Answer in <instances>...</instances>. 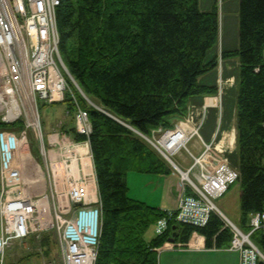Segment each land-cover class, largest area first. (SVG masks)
I'll use <instances>...</instances> for the list:
<instances>
[{"label":"trees","instance_id":"trees-1","mask_svg":"<svg viewBox=\"0 0 264 264\" xmlns=\"http://www.w3.org/2000/svg\"><path fill=\"white\" fill-rule=\"evenodd\" d=\"M239 13V47L222 56L239 58L236 166L240 223L248 232L252 214L264 212V0H240ZM57 21L63 60L90 99L77 92L90 134L76 127L70 133L90 143L103 204L95 264H159L167 241L187 243L195 232L208 247L229 246L233 232L216 212L203 226L171 220L147 241L148 227L168 212L129 197L127 179L130 171L171 174L174 167L140 133L172 128L187 116L192 97L216 92L200 78L217 66L209 53L220 42L218 5L202 10L200 0H62ZM64 102L69 112L76 110L71 96ZM19 127L22 121L0 120V130ZM49 238H42L47 253ZM251 238L264 253V226Z\"/></svg>","mask_w":264,"mask_h":264},{"label":"built area","instance_id":"built-area-1","mask_svg":"<svg viewBox=\"0 0 264 264\" xmlns=\"http://www.w3.org/2000/svg\"><path fill=\"white\" fill-rule=\"evenodd\" d=\"M61 1L0 0V54L4 62L0 106L6 107L2 121L12 123L24 112L27 122L21 135L0 130V264H5L12 242L48 230L57 234L64 264H95L97 259L103 204L90 143L60 132L49 135L46 144L39 111V98L45 103H59L71 96L77 104V131L85 135L91 132L89 116L77 103L75 89L88 98L63 64L60 51L57 9ZM185 123L181 121L168 130L159 128L153 138L143 135L161 151L175 154L186 148L195 159L186 175L182 173L183 193L178 207L167 210L168 217L157 222V232L162 233L171 220L203 226L216 212L233 232L229 248L240 252V264H257L264 256L251 234L264 226V212L253 214L252 229L247 233L219 210L214 200L238 180L240 172L228 161L211 157L213 141H203L205 150L200 156L189 150L190 140L201 137L204 118L187 132L184 143L168 149L164 141L174 145L170 137L184 130ZM29 128L39 140V156L43 160L42 177L33 181L26 179L21 158ZM159 133L161 137L157 138ZM194 168L197 172L191 177ZM32 185H41L42 190L34 193Z\"/></svg>","mask_w":264,"mask_h":264},{"label":"rangeland","instance_id":"rangeland-1","mask_svg":"<svg viewBox=\"0 0 264 264\" xmlns=\"http://www.w3.org/2000/svg\"><path fill=\"white\" fill-rule=\"evenodd\" d=\"M204 1L201 0L200 8L204 9ZM212 3L218 5L219 8V17H220V43L225 41V38L235 39V42L239 44V24H240V0H208ZM219 43V44H220ZM64 62V60H63ZM67 68V64L63 63ZM3 66L4 62L0 54V83L3 78ZM74 89V86H73ZM76 95L77 91L75 89ZM83 96V95H82ZM39 111L42 120V129L46 144H48V135L57 134L63 131L61 128H64L63 125L66 123L70 126L68 121L72 120V115H74V110L68 112V105L65 102L59 103H45L44 99L39 98ZM6 107L0 106V120L2 121V116L5 112ZM71 114V115H70ZM24 112L22 116L14 122L22 121L23 127H19L13 130H7L17 135H21L23 130L27 129V122H25ZM12 122V123H14ZM175 126L169 129H173ZM187 129V127H185ZM168 130V129H166ZM190 131L189 129H187ZM50 131V132H49ZM27 140L22 144V161L24 164V175L27 180H32L38 177H42L43 169V160L39 156V140L35 135L33 129H28L27 131ZM161 137L160 135H158ZM158 137V138H159ZM197 137V136H196ZM199 140L202 142L203 149H205L204 139L199 137V139L194 138L190 143V148L193 141ZM206 142V141H205ZM189 148V149H190ZM217 148V147H216ZM187 150H182L175 155H172V159L179 164L185 171L191 165L193 160L192 154L187 151L191 157L186 152ZM192 153L193 151L190 150ZM201 155V153L199 154ZM230 161L233 165H238L239 155L238 152L229 155ZM39 164L41 168L37 166ZM187 169V170H186ZM196 171V168L193 171H190V176L193 177V172ZM197 172V171H196ZM169 175V174H168ZM128 196L137 200L146 202L147 204L153 207H159L162 203L163 196V182L165 175H158L152 173H143L137 171L128 172ZM42 190V186L38 188L31 186V191L34 193H39ZM240 194H241V185L239 181H235L224 195L215 199L216 205L236 224H240L241 209H240ZM180 199V198H179ZM44 234H49L51 245V251L49 253L45 252L46 246H43V236ZM157 235L156 224H151L146 230L144 237L147 241H150ZM216 255H208L210 262H205V264H222L223 262H216L214 259ZM160 257V256H159ZM7 260L5 264H64L63 256L58 244L57 234L53 230H48L39 236L31 235L27 239L15 240L12 242L10 247L7 250Z\"/></svg>","mask_w":264,"mask_h":264},{"label":"crops","instance_id":"crops-1","mask_svg":"<svg viewBox=\"0 0 264 264\" xmlns=\"http://www.w3.org/2000/svg\"><path fill=\"white\" fill-rule=\"evenodd\" d=\"M215 3L208 0L204 1V9L202 10H210ZM238 47L239 44L235 42V39L227 38L226 40L225 38V41L223 40L222 43L214 47L215 49L211 50L212 52L210 51L209 59L216 58L217 66L202 75L200 81L203 84L217 87V90L214 94L204 93L192 97L185 119V126L191 131L204 118L200 133L204 141L214 142V148L210 152L211 157L228 162H231L229 155L235 151L238 152L239 58L237 56L224 58L222 53L227 50H235ZM73 113L72 120L68 121L70 126L65 123L64 128H61L63 130L61 132H66L71 138H73L70 133L71 129L76 127L75 112ZM194 138L199 139L198 137ZM190 150L196 156H200L199 154H202L205 149H203L201 141L195 140ZM187 154L191 157L188 152ZM191 159L193 160L192 157ZM192 163L187 169L192 166ZM181 170L185 169L175 162L174 171L169 175H165L162 203L159 205L161 208H177L182 193ZM239 226H241V223ZM198 236V234H193L187 242L188 245H182L181 242L171 246L164 245L160 251L159 264H205V262H210L208 255H216L217 258L214 260L223 262L222 264H240V253L237 250H230L227 247H208L206 238L203 236L199 238Z\"/></svg>","mask_w":264,"mask_h":264},{"label":"bare ground","instance_id":"bare-ground-1","mask_svg":"<svg viewBox=\"0 0 264 264\" xmlns=\"http://www.w3.org/2000/svg\"><path fill=\"white\" fill-rule=\"evenodd\" d=\"M234 39V38H233ZM215 49V48H214ZM212 52V51H211ZM185 125H182V128L184 130H180L179 132H177L175 135L171 136L170 139H171V142L175 144L174 145H168V143L170 142H167V141H164V145L170 149V150H173L175 147H177L180 143H184L185 140L187 139V132H189L186 128ZM192 131V130H191ZM182 132V133H181ZM180 133V134H179ZM179 134V135H178ZM183 134V135H182ZM230 134V133H229ZM183 136V137H182ZM231 143V142H230ZM220 150V149H219ZM184 175H186V172H184Z\"/></svg>","mask_w":264,"mask_h":264},{"label":"water","instance_id":"water-1","mask_svg":"<svg viewBox=\"0 0 264 264\" xmlns=\"http://www.w3.org/2000/svg\"><path fill=\"white\" fill-rule=\"evenodd\" d=\"M87 96V95H86ZM87 98H88V96H87ZM88 100L90 101V99L88 98ZM163 154V156L170 162V163H172L173 165H175L174 163H173V161L165 154V153H162ZM171 240H173V239H171Z\"/></svg>","mask_w":264,"mask_h":264}]
</instances>
